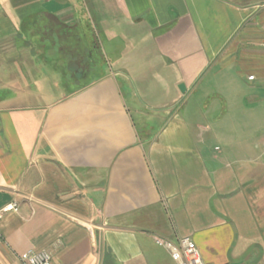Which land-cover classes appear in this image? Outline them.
I'll return each instance as SVG.
<instances>
[{
	"label": "crops",
	"instance_id": "obj_1",
	"mask_svg": "<svg viewBox=\"0 0 264 264\" xmlns=\"http://www.w3.org/2000/svg\"><path fill=\"white\" fill-rule=\"evenodd\" d=\"M260 86L264 0H0V264H264Z\"/></svg>",
	"mask_w": 264,
	"mask_h": 264
},
{
	"label": "built area",
	"instance_id": "obj_2",
	"mask_svg": "<svg viewBox=\"0 0 264 264\" xmlns=\"http://www.w3.org/2000/svg\"><path fill=\"white\" fill-rule=\"evenodd\" d=\"M248 78L252 79V76H249ZM9 208L15 209V205L2 208L0 210V216ZM1 241L2 237L0 235V242ZM155 241L157 244L167 249L173 264H205L197 246L190 238L181 237L176 242H172L163 238L155 237ZM19 260L20 264H51V255L47 251H29L20 256Z\"/></svg>",
	"mask_w": 264,
	"mask_h": 264
},
{
	"label": "rangeland",
	"instance_id": "obj_3",
	"mask_svg": "<svg viewBox=\"0 0 264 264\" xmlns=\"http://www.w3.org/2000/svg\"><path fill=\"white\" fill-rule=\"evenodd\" d=\"M91 1V0H90ZM92 1H96V0H92ZM100 1V0H99ZM89 10H91V7H89ZM93 14V13H92ZM96 17L95 16H93V19H95ZM92 20V19H91ZM95 21V20H94ZM91 23H92V21H90ZM254 82H250L249 80H247V76H245L244 75V88L246 89L247 87H249L251 84H253ZM257 93V92H256ZM258 93L260 94V95H264V86H260L259 88H258ZM243 94H244V92H243ZM255 103H257V102H255ZM259 103V107L260 108H256L255 109V111L257 112H264V103H262V102H258ZM253 111V110H252ZM255 112V113H256ZM243 114H244V112H243ZM257 114V113H256ZM245 117H247L246 119L244 118V120H251L252 118H250V117H248V116H245ZM257 120V128H261V129H263L264 130V117H259V120L258 119H256ZM255 120V121H256ZM235 121V120H234ZM138 123V122H137ZM237 123H238V121L236 122V123H234V124H236L237 125ZM235 125V126H236ZM259 125H261L262 127H260ZM138 127H139V130H140V132H141V129H142V127H140L139 126V124H138ZM142 133V132H141Z\"/></svg>",
	"mask_w": 264,
	"mask_h": 264
},
{
	"label": "water",
	"instance_id": "obj_4",
	"mask_svg": "<svg viewBox=\"0 0 264 264\" xmlns=\"http://www.w3.org/2000/svg\"><path fill=\"white\" fill-rule=\"evenodd\" d=\"M179 89H180L181 91H184V85H183V84H179Z\"/></svg>",
	"mask_w": 264,
	"mask_h": 264
}]
</instances>
